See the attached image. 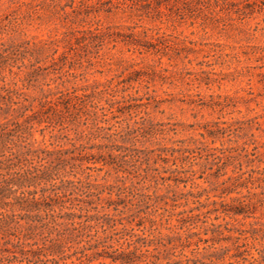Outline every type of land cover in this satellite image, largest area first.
Segmentation results:
<instances>
[{
    "label": "rangeland",
    "instance_id": "rangeland-1",
    "mask_svg": "<svg viewBox=\"0 0 264 264\" xmlns=\"http://www.w3.org/2000/svg\"><path fill=\"white\" fill-rule=\"evenodd\" d=\"M118 1L0 0L11 147L60 151L55 179L35 188L63 180L54 215L190 242L133 264H264V0ZM235 146L239 163L217 176L207 154ZM12 211L9 230L43 216Z\"/></svg>",
    "mask_w": 264,
    "mask_h": 264
},
{
    "label": "trees",
    "instance_id": "trees-1",
    "mask_svg": "<svg viewBox=\"0 0 264 264\" xmlns=\"http://www.w3.org/2000/svg\"><path fill=\"white\" fill-rule=\"evenodd\" d=\"M218 1L225 5L229 2L231 6L238 4V2H230L234 0H213V2ZM118 2H124V0ZM63 97L64 95L60 94L58 99ZM43 98L46 99V96ZM74 98L80 97L74 95ZM65 99H69V96L65 95ZM44 102L56 105L52 101L45 100ZM226 132H228L227 135L231 133L228 127L220 133ZM8 136L6 124H0V264H88L98 258H109L111 264H133L139 261V256L143 253H149L153 261L160 258L167 259L168 255H174L177 247L182 250L190 245L186 238L181 240V236L177 233L168 236L166 241L162 238L158 239L156 241L158 245H156L152 238L139 237L131 230L120 232L83 230L87 227L85 223L87 220L85 222L74 221V218L79 219L80 215L75 216L73 213L54 215L52 213L54 206L59 205L57 201L65 196V192L61 189L63 180L60 179L59 187L53 185L51 188L41 187L39 190L35 188L37 185H45L49 180L55 179L52 176L54 172L56 175L58 170L53 162L61 156L60 151H36L30 148L22 150L23 147L15 150L11 147L14 145L11 144ZM236 147L238 146L215 147L212 148L214 152L207 154L206 159L211 157L210 162L216 167L217 176L223 175L222 171L227 165L235 161L239 163L238 158L233 154L237 151ZM185 151L188 152V150ZM239 152H243L245 157L248 154L253 155L244 146L240 147ZM54 154L57 156L52 158ZM158 156L163 160L160 154ZM174 179L178 181L177 178ZM29 187L34 189L29 190ZM239 205L243 204L240 202ZM59 206L64 207L62 204ZM14 207L18 210L32 208L43 212V216L26 221L27 230H9V224L14 221L12 211ZM7 211L10 212L7 213ZM232 213L237 214L240 211L233 210ZM63 218L70 221L73 230H65L62 227L63 223L58 220ZM174 240L179 242L178 245H170ZM200 241L202 239L198 238L193 243L194 250L197 251V243ZM114 245L117 247L113 248ZM150 246H152V251L147 249ZM158 246L162 249L159 250ZM107 248L111 250L108 251ZM141 248H145L144 251ZM189 261L186 259L185 264H189ZM195 263L192 261V264ZM166 264L182 263L180 260H174Z\"/></svg>",
    "mask_w": 264,
    "mask_h": 264
}]
</instances>
